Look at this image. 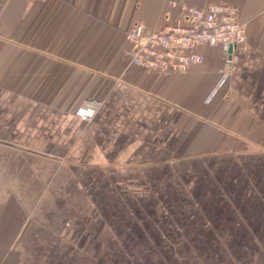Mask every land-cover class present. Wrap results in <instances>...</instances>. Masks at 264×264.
I'll use <instances>...</instances> for the list:
<instances>
[{"label": "crops", "instance_id": "1", "mask_svg": "<svg viewBox=\"0 0 264 264\" xmlns=\"http://www.w3.org/2000/svg\"><path fill=\"white\" fill-rule=\"evenodd\" d=\"M182 2L237 8L228 73L220 46L130 64L125 31L174 22L165 0H0V264H177L183 225L223 243L206 264H264V0Z\"/></svg>", "mask_w": 264, "mask_h": 264}, {"label": "built area", "instance_id": "2", "mask_svg": "<svg viewBox=\"0 0 264 264\" xmlns=\"http://www.w3.org/2000/svg\"><path fill=\"white\" fill-rule=\"evenodd\" d=\"M165 3L178 11L174 22L149 33L139 23L125 31L124 39L129 44L125 56L130 64L160 74L184 73L190 66L203 62L198 49L220 46L228 73L232 51L246 40L245 25L238 20L237 8L221 3L195 7L182 0H165ZM100 105V101L90 100L76 109L75 116L90 121Z\"/></svg>", "mask_w": 264, "mask_h": 264}, {"label": "rangeland", "instance_id": "3", "mask_svg": "<svg viewBox=\"0 0 264 264\" xmlns=\"http://www.w3.org/2000/svg\"><path fill=\"white\" fill-rule=\"evenodd\" d=\"M91 100H97V99H91ZM98 101H100V100H98ZM76 109H75V111H76ZM75 111H74V115H75ZM202 227H204V226H202ZM205 228L207 229V227H205ZM205 228H200L202 231L198 232L197 235H193L192 236V233H191L192 229L189 226H187V225L186 226L183 225V231H182L183 240L182 241L178 240V241H175V242H171V245L167 246V248L170 249V250L171 249L173 251L174 250H178V251L181 250L183 252L184 256L182 258V262H180V258L177 257L176 258L177 264L178 263H181V264H206L207 261H208V257H207L208 250L217 249V248L222 246L223 243H221V242H210V241H205V240L204 241H200L201 237H203L205 239V238H208V236H210L209 233H207L205 231L206 230ZM166 229H167V232H168V237H172V238L173 237H179L178 235H176L177 232L175 233L174 232L175 230L171 229L169 223H168V226L166 227ZM211 230H212V228H211ZM170 233H171V236H170ZM173 234H174V236H173ZM197 238H198V240H197ZM231 244H234V243H231ZM247 244L249 245L251 243H247ZM248 247H247L248 251L250 249H252V248L249 249ZM192 250L194 252L192 255L185 256L186 254H191ZM235 254H236V255H234V256H236L235 257L236 258L235 261L239 260L238 259L239 258L238 255L240 254V252L238 251ZM230 255L232 257H234L233 253H231ZM249 255H250V253H248V256ZM192 256H194V257H192ZM178 260H179V262H178ZM249 263H250V261L247 262L246 264H249ZM236 264H239V263H237V261H236Z\"/></svg>", "mask_w": 264, "mask_h": 264}, {"label": "water", "instance_id": "4", "mask_svg": "<svg viewBox=\"0 0 264 264\" xmlns=\"http://www.w3.org/2000/svg\"><path fill=\"white\" fill-rule=\"evenodd\" d=\"M229 53H231V51L229 50Z\"/></svg>", "mask_w": 264, "mask_h": 264}]
</instances>
